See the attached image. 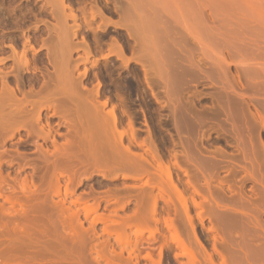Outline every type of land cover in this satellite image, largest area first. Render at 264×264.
<instances>
[{"label": "rangeland", "instance_id": "rangeland-1", "mask_svg": "<svg viewBox=\"0 0 264 264\" xmlns=\"http://www.w3.org/2000/svg\"><path fill=\"white\" fill-rule=\"evenodd\" d=\"M0 264H264V0H0Z\"/></svg>", "mask_w": 264, "mask_h": 264}, {"label": "bare ground", "instance_id": "bare-ground-1", "mask_svg": "<svg viewBox=\"0 0 264 264\" xmlns=\"http://www.w3.org/2000/svg\"><path fill=\"white\" fill-rule=\"evenodd\" d=\"M50 100L52 101L53 99H50ZM50 100H48V101H50ZM54 101H56V100H54ZM49 104H50V103H49ZM56 104L58 105V102H55V103H54V105H56ZM32 105H33V104H32ZM51 105H53V103H52ZM54 105H53V106H54ZM57 105H56V106H57ZM78 105H79V104H78ZM33 106H34V105H33ZM47 106H48V105H47ZM53 106H52V107H53ZM58 106H59V105H58ZM58 106H57V107H58ZM79 106H80V105H79ZM48 107H49V106H48ZM77 107H78V106H77ZM32 108H33V107H32ZM34 108H35V106H34ZM36 108H38V106H36ZM42 108H43V107H42ZM58 108H59V107H58ZM79 108H80V107H79ZM38 109L40 110L41 108H38ZM43 109H44V108H43ZM45 109H46V108H45ZM47 109H48V108H47ZM33 111L35 112V109H33ZM33 111H32V112H33ZM25 112H26V111H25ZM36 113H37V112H36ZM55 113H56V111H55ZM37 114H38V113H37ZM37 116H38V115H37ZM38 118H39V117H38ZM112 119H113V123H114V125H115V117L112 116ZM130 127H131V126H130ZM131 128H132V127H131ZM134 131H135V130H134ZM125 133H126V132H119V139H120V140H122V137L124 136ZM82 135H83V134H82ZM82 135H81V136H82ZM82 137H83V136H82ZM130 137L133 138V133H131V136H130ZM134 138H135V136H134ZM129 141H131V139H130ZM143 143H144V142H143ZM127 151H128V148H127ZM113 158H114V156H113ZM118 158H120V157H118ZM152 159H153V158H152ZM116 160H117V159H116ZM143 161H144V160H143ZM116 162H117V161H116ZM113 163H114V162H113ZM118 164H119V162H118Z\"/></svg>", "mask_w": 264, "mask_h": 264}]
</instances>
